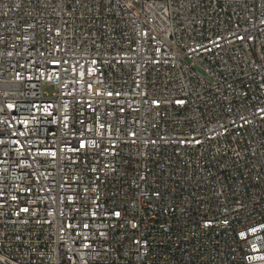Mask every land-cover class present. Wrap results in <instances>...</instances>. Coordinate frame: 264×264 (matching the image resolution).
Listing matches in <instances>:
<instances>
[{
	"label": "built area",
	"instance_id": "1",
	"mask_svg": "<svg viewBox=\"0 0 264 264\" xmlns=\"http://www.w3.org/2000/svg\"><path fill=\"white\" fill-rule=\"evenodd\" d=\"M0 264H264V0H0Z\"/></svg>",
	"mask_w": 264,
	"mask_h": 264
},
{
	"label": "rangeland",
	"instance_id": "2",
	"mask_svg": "<svg viewBox=\"0 0 264 264\" xmlns=\"http://www.w3.org/2000/svg\"><path fill=\"white\" fill-rule=\"evenodd\" d=\"M43 91L48 95L51 96L53 93V89L51 87H45Z\"/></svg>",
	"mask_w": 264,
	"mask_h": 264
},
{
	"label": "snow or ice",
	"instance_id": "3",
	"mask_svg": "<svg viewBox=\"0 0 264 264\" xmlns=\"http://www.w3.org/2000/svg\"><path fill=\"white\" fill-rule=\"evenodd\" d=\"M179 103H182V101H178ZM83 146V145H82ZM24 211H27V209H24ZM116 215H119V213H117ZM241 235V237L243 238L244 237V234L243 233H241L240 234Z\"/></svg>",
	"mask_w": 264,
	"mask_h": 264
}]
</instances>
